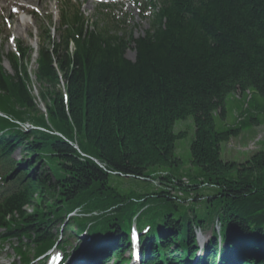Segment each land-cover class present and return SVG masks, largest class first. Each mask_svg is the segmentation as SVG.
I'll list each match as a JSON object with an SVG mask.
<instances>
[{
	"label": "trees",
	"instance_id": "obj_1",
	"mask_svg": "<svg viewBox=\"0 0 264 264\" xmlns=\"http://www.w3.org/2000/svg\"><path fill=\"white\" fill-rule=\"evenodd\" d=\"M148 5L149 28L137 38L96 23L90 30L79 12L62 13L59 40L44 38L36 61L46 114L22 67L29 50L19 47L22 61L9 57L13 75L4 72L0 57V129L6 132L0 181L7 184L0 187V243H16L22 264L58 237H77L74 228L89 231L74 258L82 253L97 255L98 264H129L135 223L139 231L148 227L141 244L150 249L143 248L141 264L195 261L197 232L214 226L219 231L201 262L264 264V150L242 164L221 157L223 144L264 126V0ZM189 119L190 164L198 172L185 175L186 186L176 153L185 134L174 127ZM24 123L35 130L23 132ZM17 149L21 162L10 159ZM126 177L194 194L192 206L182 207L166 191L120 193L111 180ZM74 212L79 217L62 228Z\"/></svg>",
	"mask_w": 264,
	"mask_h": 264
},
{
	"label": "rangeland",
	"instance_id": "obj_2",
	"mask_svg": "<svg viewBox=\"0 0 264 264\" xmlns=\"http://www.w3.org/2000/svg\"><path fill=\"white\" fill-rule=\"evenodd\" d=\"M19 1L20 3L25 1L24 4L26 13H20L18 17L16 14L11 13V11L13 13L17 12V8V10H12L14 6L11 8H7L5 6H7L9 2H7L6 0L0 1V52L4 53V55H9L12 52L15 42H20L23 43L25 47H32L33 49H36L40 28L43 29L47 27L58 26V18L61 13L60 0ZM135 1L136 0H132V2H130L129 0H123L122 2H119L117 5V16L119 19H123L124 17L127 19L125 25L122 26L121 29H126L128 32L132 31L134 36L137 37L139 35H143L149 24L143 17V13L141 10L142 7L139 8L137 5H134ZM70 3L71 4L67 6L69 8H81V12L91 24L101 20L97 13L96 4L89 2L88 0H70ZM26 5L28 8H26ZM18 11L24 12L21 10ZM105 23H107V21H105ZM12 38L15 39L14 42H12ZM127 57L129 59H133L134 54L132 52H128ZM35 59L36 56L34 55L32 57V61H29L28 63L29 71L31 73H33V71L35 70ZM4 67L7 71L12 72L6 61L4 63ZM34 90L35 95L37 96L38 88L35 84ZM220 125L221 124L219 123L218 128L221 127ZM174 133L185 134L184 138L177 142L176 153L178 158L183 163L182 175H184V177L182 178V182L186 186H188L190 185V182L185 175H195L198 172V169L192 167L190 164L191 159L189 148L194 137V127L192 119L177 122L174 127ZM262 143H264V126L247 130L243 132L238 138L232 139L229 141V143L223 144L221 146L222 160L224 162H237L239 164L245 163L253 154L259 152L260 150H264V146H262ZM17 157H20V155L17 154ZM154 178H156V176ZM111 183L118 192L124 194H127L128 192L130 193V191L141 192L144 194H147L148 192V194L154 192L157 193L159 191L170 192V195L174 199V201L176 200V203L180 204L186 209H189L192 206V201L194 198V194L183 196L181 193H178L176 191H170V189L162 187L160 185V182L158 181L138 182L126 177L112 179ZM202 193L203 195H210L211 191L204 190ZM196 211V213L202 214L201 211ZM214 231L218 232L219 226H214V228L206 232V238L211 239ZM231 235L232 237L235 235L234 231L231 233ZM77 245L78 241L76 239L71 240L70 246H68V248L66 249L67 252L72 254L71 252H73V248H75ZM31 255H33V251H31ZM126 256H129V254ZM0 264H21V262H18L16 260V255L10 244L5 243L0 245ZM32 264H38V262L33 261ZM108 264H112V262H108ZM189 264H194V261H190Z\"/></svg>",
	"mask_w": 264,
	"mask_h": 264
},
{
	"label": "bare ground",
	"instance_id": "obj_3",
	"mask_svg": "<svg viewBox=\"0 0 264 264\" xmlns=\"http://www.w3.org/2000/svg\"><path fill=\"white\" fill-rule=\"evenodd\" d=\"M6 1L9 2V4L7 6H5V7H7V8L10 7L11 8V7L14 6V8H17L18 10H21V11H24V12L26 11L25 10V4H24L25 1L24 2H21V3H20L19 0H6ZM27 4H29V3H27ZM136 261H137V259H136Z\"/></svg>",
	"mask_w": 264,
	"mask_h": 264
}]
</instances>
